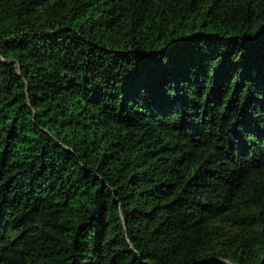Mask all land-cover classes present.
Returning a JSON list of instances; mask_svg holds the SVG:
<instances>
[{
  "label": "trees",
  "instance_id": "1",
  "mask_svg": "<svg viewBox=\"0 0 264 264\" xmlns=\"http://www.w3.org/2000/svg\"><path fill=\"white\" fill-rule=\"evenodd\" d=\"M0 264H264V0H0Z\"/></svg>",
  "mask_w": 264,
  "mask_h": 264
}]
</instances>
